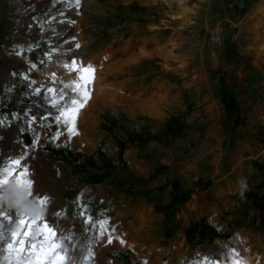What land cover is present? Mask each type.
I'll use <instances>...</instances> for the list:
<instances>
[{
  "label": "rangeland",
  "instance_id": "374dc122",
  "mask_svg": "<svg viewBox=\"0 0 264 264\" xmlns=\"http://www.w3.org/2000/svg\"><path fill=\"white\" fill-rule=\"evenodd\" d=\"M181 4L190 8L184 20L171 18L178 4L162 0H0L1 111L42 106L43 114H25L23 123L18 120L14 126L21 128L19 134L40 142L41 184H47L41 192L52 202L49 210L55 206L57 219L73 222L64 229L52 221L57 230L53 240L62 239L76 249H59L74 264H128L119 256L123 251L130 264H222L228 254L242 256L233 253L235 237L249 249V262L264 264V198H258L264 190V169L252 164H264V52L256 49L264 29L259 26L258 38L251 30L254 10L258 5L264 9V0ZM76 13L78 19L73 18ZM25 21H30L31 31L25 29ZM76 27L84 44L71 49ZM169 38L177 46L168 68L162 58L151 57L117 69L128 56L119 50L126 40L134 45L146 41L150 47ZM80 48L86 56L113 49L111 71L100 77L125 82L126 93L159 83L167 86L161 114L149 116L95 100L86 110L92 96L87 85L89 98L77 115L91 112L95 124L89 129L76 125L88 142L73 141L63 132V113L73 107L72 100H84L78 87L83 83L63 78L60 72L67 68L68 54ZM180 61L183 68L177 72L174 66ZM221 75L225 91L235 97L228 114L219 89ZM103 110L123 114L120 121L130 129L147 124L151 133L157 132L169 116L181 117L188 127L184 135L165 143L152 141L144 149L129 142L118 145L114 135L99 126ZM114 131L125 137L119 127ZM109 157H122L112 170L114 181L89 182V174ZM154 166L160 173L147 182H137L129 174L147 178ZM197 179L203 186L209 180L208 186H196ZM122 181L125 186L118 184ZM185 189L192 192L180 202L177 196ZM193 222L199 229L187 244L183 229ZM38 233L31 236L32 243L41 238ZM123 240L134 241L135 247H126ZM80 251L88 257H79ZM9 253L12 257L4 254L3 259L16 263V254ZM32 264H37L35 259Z\"/></svg>",
  "mask_w": 264,
  "mask_h": 264
},
{
  "label": "bare ground",
  "instance_id": "6f19581e",
  "mask_svg": "<svg viewBox=\"0 0 264 264\" xmlns=\"http://www.w3.org/2000/svg\"><path fill=\"white\" fill-rule=\"evenodd\" d=\"M152 2H157L158 0H150ZM167 4H178L179 11L177 13H174L171 15V18H180L181 20H184L186 18V13L190 11V8H188L185 5H182V0H162ZM202 1V0H200ZM168 5V6H169ZM254 13L257 17L256 21L254 22V25L251 27V30L254 34L255 38L260 37V31L259 26L263 25L264 29V9L261 5H258ZM79 13H76L73 18L79 17ZM26 22V21H25ZM30 21L25 23V29H28V31H31L32 25H29ZM80 30L75 28L74 35L76 36V39L72 43L69 44V48L74 49L77 46H81L84 44V40L82 39L81 35L79 34ZM65 37V34L60 36L59 40ZM143 40V39H142ZM262 41L257 46V50L264 52V38L261 39ZM146 41H142L140 44H132L129 40H126L121 46L120 51L125 52L128 54L127 58L124 59V61L118 66L117 69H120L121 66L124 64H131L139 61L143 58H151V57H160L163 59V63L165 67H167V61L171 58H174L173 56V49L177 46L175 40L173 38H169L164 44H155L154 46H148L146 44ZM85 49V48H84ZM83 48H80L78 51H74L68 54L67 56V63H66V70L60 72V76L63 78H71L74 77L76 80H78L81 83H84V81L81 80V77H87L89 73H85L82 71V69L87 68L91 66L94 69L93 79L91 83L88 84L89 89L92 91V96H90V99L86 103L85 109H90L89 107L94 106L95 103L92 105V101L98 102L102 105H109V106H120L124 105V107L132 110L137 111L143 114H147L149 116H159L161 114V108L163 107V104L165 103V92L168 89L167 86L164 84H156L155 87L153 85L144 86L142 88L135 89V91H130L126 93L124 90V83L123 82H112V81H105L104 77H100V74H106L107 72L111 71V64L114 60L113 55L115 54L113 49H104L103 51L94 54V55H88L86 56V53ZM255 50V55H257L258 51ZM177 61V60H176ZM183 62V60H182ZM182 62L180 61L176 66H174L175 71L180 72V70L183 68ZM184 64V63H183ZM168 68V67H167ZM172 68V66H171ZM94 108V107H93ZM85 110V113L83 115H77L75 118V121L73 122L69 116L64 115V120L67 121L66 125L64 126L63 132L64 133H70L73 141H80L81 143H87L88 141L86 138L82 135H84L83 131H80L79 129L75 128V133L69 131L70 128L74 126H83L87 129L93 128L95 124V115H93L91 112L87 113ZM82 134V135H81ZM44 175H40V182L42 183L44 180ZM134 208L137 207L136 205L133 206H127V208ZM40 213V212H39ZM143 219V218H142ZM141 219V220H142ZM62 222V220H61ZM67 222V221H66ZM69 222V221H68ZM62 224V223H61ZM64 225V224H62ZM67 225V224H66ZM73 225V224H72ZM120 225V224H119ZM61 226V225H60ZM122 226V225H121ZM69 227V226H68ZM123 227V226H122ZM116 230L112 229V233ZM239 236V235H238ZM241 236V235H240ZM248 236V235H247ZM248 237L247 239H249ZM239 238H234L232 241V247L233 253L234 252H240V254L244 257L241 258L236 255L228 254L226 255V260L222 262V264H252L248 260V254L249 249L246 247H242V241L238 240ZM95 240V239H94ZM245 240V239H243ZM54 242V240H53ZM124 244L128 248H134L135 243L134 241H124ZM255 242V241H254ZM59 245H61L62 249L64 251H73L76 250L73 246H71L69 243H65L62 239H57V242H55ZM244 244V243H243ZM180 247V246H179ZM181 247L185 248L187 247L186 244L182 243ZM253 247V246H252ZM253 249V248H252ZM255 249V248H254ZM258 249V248H257ZM261 249V248H259ZM224 251V250H223ZM225 253V252H224ZM80 254H83L82 256L88 257V254L82 253L81 251L78 252L79 257ZM247 254V255H246ZM66 259L64 261V264H74L71 258L68 257L67 254H63ZM99 255V254H97ZM257 255V254H256ZM251 257V256H250ZM224 258V257H223ZM216 259V258H215ZM79 260V259H78ZM218 260V259H217ZM262 260V258H261ZM80 262V261H79ZM219 263V262H218ZM263 263V262H262ZM80 264V263H79ZM253 264H261L259 261Z\"/></svg>",
  "mask_w": 264,
  "mask_h": 264
},
{
  "label": "crops",
  "instance_id": "0c3cea01",
  "mask_svg": "<svg viewBox=\"0 0 264 264\" xmlns=\"http://www.w3.org/2000/svg\"><path fill=\"white\" fill-rule=\"evenodd\" d=\"M25 111H21L18 107L11 108L6 111H1L0 107V180L8 179V185L0 191V210H11L12 212H19L26 220L35 219L38 214L42 215L50 225L52 221L57 222L60 227L70 229L73 222L66 218H56L53 215V207L49 210V205L52 203L47 197V194L41 192V187L47 184L40 182L41 159L39 153V140L33 138L34 136L19 134L21 128H15V123H23V117L26 115L30 117L40 116L39 109L36 106H24ZM31 112V114L29 113ZM24 131V130H23ZM45 140L43 141V143ZM19 160L20 165L16 166L12 162ZM5 169L8 173H5ZM24 170L26 175H23ZM31 180V191L34 194L29 196V189L26 184L21 181ZM47 197V204L41 205L38 200ZM40 212V213H39ZM52 213V214H50ZM62 220V222H61ZM67 221V222H66ZM69 221V222H68ZM64 225H62V224ZM0 232L4 236H0V264H21L20 257L16 254L17 262L12 259L7 262L3 259L4 254L12 257L13 253L4 252L3 247H6V241L10 242L9 237L12 231H22L18 228L17 223H9L6 220L0 219ZM67 224V225H66ZM51 226V225H50ZM69 226V227H68ZM39 228L31 230V236L39 232ZM57 230H55L56 232ZM60 233V232H59ZM6 238H1L5 237ZM46 248V246H45ZM34 257L32 262H34Z\"/></svg>",
  "mask_w": 264,
  "mask_h": 264
},
{
  "label": "trees",
  "instance_id": "16d2710c",
  "mask_svg": "<svg viewBox=\"0 0 264 264\" xmlns=\"http://www.w3.org/2000/svg\"><path fill=\"white\" fill-rule=\"evenodd\" d=\"M223 76H219V89L221 92L222 96V103H223V108L226 114L230 113L231 110L235 106V97L232 95L231 91L226 92L225 91V86L222 82ZM39 109L40 114L42 113L40 108L42 106H36ZM107 110H103L99 114V126L102 128V130L106 131L107 133L114 135V140L118 145H125L126 143H130L133 145H136L139 149H144L147 144H149L152 141H157L159 143H165L173 138L180 137L184 135L186 128L188 127L187 123L178 116H169L164 119L162 125L158 128L157 132L151 133L149 131L148 125L144 124L140 128L133 127L132 129L128 128L125 124L120 121V118H124L123 114H113V115H108ZM43 114V113H42ZM237 119V115L234 117V122ZM119 127L122 131V134L125 135L123 137L122 135L118 134L117 132L114 131L115 128ZM230 138V135H229ZM121 158V159H120ZM118 159H114L113 157H109L108 161L102 162L98 166H96L95 172L89 174V182L91 183H100L104 179H110V181H114L113 178L111 177L112 175V170L114 168H117L116 164H118V161L122 160V157ZM90 159V158H89ZM89 159L86 158L88 161ZM115 160V162H113ZM90 161V160H89ZM252 164L254 167L257 169H264V164H261L260 162L254 160L252 161ZM89 166V165H88ZM122 166H125L122 164ZM127 170V169H126ZM128 171V170H127ZM129 173V172H127ZM160 169L158 166H154L152 172L149 174L147 178H143L141 176L133 175L129 173L130 175L135 177V181H142V182H147L148 180L155 178L159 175ZM199 179L196 180V186L200 188H206L208 186L209 180H206L205 185H200L199 184ZM120 186H125L126 182L122 181L118 183ZM127 190H130L127 186ZM192 192V189H185L179 193L177 196V200L180 202H184L189 198V194ZM255 195V194H253ZM258 198L263 199L264 198V190L263 192L258 196ZM257 198H254L252 201H256ZM160 211V210H159ZM198 225L196 223H189L188 226H186L183 229V233L186 239L187 244H191L192 242V237L194 234L195 230H198ZM223 237H226L225 235H222ZM127 251H123L119 253V256L121 257V261H127L128 264H130V260L126 258ZM124 257V259H123ZM135 262H133L134 264Z\"/></svg>",
  "mask_w": 264,
  "mask_h": 264
},
{
  "label": "snow or ice",
  "instance_id": "6c2138e0",
  "mask_svg": "<svg viewBox=\"0 0 264 264\" xmlns=\"http://www.w3.org/2000/svg\"><path fill=\"white\" fill-rule=\"evenodd\" d=\"M83 72L89 73L87 77L82 76L81 80L84 81L82 85L78 87L83 89V101L72 100L73 107L69 108L63 115L69 116L71 120L74 122L76 115L79 112V109L84 107V103L89 98V93L87 91V85L91 83L93 79L94 69L89 66L87 68L82 69ZM73 134L75 133V126L73 123V127L69 129ZM14 165L19 166L20 161L16 160L12 162ZM5 173H8V170H4ZM26 171L24 170L23 175H26ZM10 174V173H8ZM9 181L7 178L0 180V191H2L7 185ZM27 185L29 189V196H33L34 194L31 191L32 181L26 180L21 181ZM39 204L46 205L47 197L38 200ZM0 219L6 220L9 223H17L18 228L22 229V231H12L9 237L10 242L6 241V248L9 252H15L22 260L25 261V264H32V258H35L37 264H44L45 261L50 262V264H64L66 257L62 254L61 245L52 242L53 238L56 236L55 230L48 224L47 220L40 214L36 216L35 219L26 220L22 214L17 212H12L11 210H0ZM3 225L0 224V227ZM33 228H39L38 235L41 237L37 240L36 243L31 242V230ZM101 228H103V222H101ZM0 236H4L3 232H0ZM23 237V238H21ZM111 243V240H109ZM47 247L45 248V245Z\"/></svg>",
  "mask_w": 264,
  "mask_h": 264
}]
</instances>
